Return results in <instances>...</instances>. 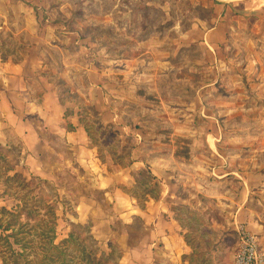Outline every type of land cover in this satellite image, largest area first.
<instances>
[{
	"label": "crops",
	"instance_id": "0c3cea01",
	"mask_svg": "<svg viewBox=\"0 0 264 264\" xmlns=\"http://www.w3.org/2000/svg\"><path fill=\"white\" fill-rule=\"evenodd\" d=\"M55 2L57 15L73 5L69 0ZM187 2L190 8L207 10V16L192 15L186 28L178 18H165L162 32L153 30L146 37L131 33L134 36L127 35L124 44L111 51L87 44L94 37L79 29L67 31V20L48 18V0H0V162L14 158L8 176L52 175L53 181L57 178L49 168L62 166L64 160L69 162L66 166L82 169L90 192L75 199V215L69 219L91 223L93 235L105 247L114 239L123 250L119 264H222L240 227L258 237L264 255V160L258 157L264 152V128L257 124L254 133L246 134L250 139L262 135L256 145L234 146L239 133L255 125L249 117L235 121L251 110L238 105L249 102L250 96L247 100L237 88L253 83L246 85L242 76L229 78L225 73L264 70L258 59L264 54V0ZM129 40L135 45L127 46ZM153 40L158 42L154 47L142 46ZM193 46L214 56L209 64L201 61L199 70L219 72V78L203 82L205 90L196 96L203 112L191 109L184 92L166 97L161 86L164 80L173 84L170 78L176 66L190 70ZM258 82L264 92V76ZM224 85L235 90L219 92L212 102L209 87ZM263 92L257 95L264 103ZM133 103L141 109L134 111L136 123L127 113ZM196 116L213 117L219 123L211 132H202L201 125L192 130ZM160 120L175 135L194 137L191 162L176 160L173 147L162 142L160 128L149 126ZM224 120H231L230 148L223 145ZM108 126L118 135L120 146H130L131 164L103 156L101 143ZM196 136L202 137L201 148ZM245 148L247 156L240 153ZM139 170L150 171L158 180L157 197L134 195L133 171ZM3 192L0 183V195ZM119 221L126 229L139 225L133 241L130 233L114 236ZM193 221L199 236L209 229L225 237L199 247L192 240ZM207 246L209 250L204 249ZM201 249L206 253L202 258Z\"/></svg>",
	"mask_w": 264,
	"mask_h": 264
},
{
	"label": "rangeland",
	"instance_id": "374dc122",
	"mask_svg": "<svg viewBox=\"0 0 264 264\" xmlns=\"http://www.w3.org/2000/svg\"><path fill=\"white\" fill-rule=\"evenodd\" d=\"M62 3H66L68 0H62ZM73 5L67 8H63V12L60 15H57V7L58 4H56L55 0H48L49 5V13L51 15H48V18H63V20H67V27L69 30L79 29L81 33H83L85 36L89 35L91 37H94L92 40H87V44L93 45L100 49H109L111 51H114L121 47L124 43V38H126L127 35L131 36L136 33L140 37H146L150 34L153 30L156 33H160L163 31L162 23L165 18H175L182 20V27L186 28L188 26V20L192 17L194 14H201L203 17H206L208 14L207 10L198 11V8H190V4L187 2V0H69ZM172 5L173 7L169 9V5ZM60 6V5H59ZM190 9V13L187 16L186 12ZM170 11V13H169ZM251 11H248L250 13ZM169 13V15H168ZM254 13H256L254 11ZM253 15V14H250ZM253 19V18H251ZM111 22V23H110ZM167 22V21H166ZM80 26V28L78 27ZM165 27H167V23H165ZM90 39V38H89ZM158 42L157 41H149L148 43H145L144 48H151L154 47ZM127 46L132 47L134 44L133 40H129L126 43ZM171 46V45H170ZM169 45L166 46V48H170ZM74 50V49H73ZM149 57V56H147ZM214 58L213 55H204L201 53L200 49L198 47L193 46L192 53H191V59L189 60L192 67L188 71H183L182 65L176 66L175 71H173V74L170 78V80L174 81L173 84H167V82L161 84L163 89V94L166 97H173L176 93H185L188 97V100L192 102V105L190 106L191 109L200 110L203 112L204 108L199 107L198 104V98H196L197 95H199L200 91L203 90V82L207 81V83L212 82L215 80V78H219V72L215 70L204 68L202 70H199L198 66L202 61V64L205 62H208L209 64ZM202 59V60H201ZM258 59H260L261 62H264V54L258 56ZM209 60V61H208ZM241 61V60H240ZM200 67V66H199ZM180 68V69H177ZM228 74V77L230 78V75H234V77L242 78L245 80V84L247 85L248 81H251L253 83V86H245L240 85L239 92L241 94L245 95L246 98L247 95L250 96L249 102L246 103H238V105H247L251 107V110L249 109V115L246 116H239L237 122H242L243 120H249L248 117L251 119L252 124H255L254 126L249 127V129H245L239 133V138L237 139V143H234V146H247V144L256 145L255 143L259 140L257 139H263L262 135L259 133L254 134L256 135V139L250 137H246L247 133H254L255 127L257 126H263L264 128V103L262 102V98L259 97L257 94L258 92H263V88H261V85L258 81L261 80L262 76H264V70L259 71L256 68L250 70V71H243L240 70L235 71H227L225 72ZM222 74V72H220ZM236 74V75H235ZM245 74L247 78L245 77ZM188 80H190V85L187 84ZM200 80H202V85L200 84ZM241 80V79H240ZM183 82L178 83V82ZM242 81V80H241ZM161 82V81H160ZM243 82V81H242ZM215 86L209 87V90L213 92L211 95L212 102L215 103V101L218 100L220 97L218 94L219 92L223 91L224 93L228 92L230 89L235 90L234 88L226 85L224 87H217L215 89ZM255 89V94L253 96V90ZM174 93V94H173ZM264 93V92H263ZM129 95H131V91L129 92ZM152 96V95H151ZM257 96V97H256ZM176 97V96H175ZM261 98V99H260ZM247 99V98H246ZM253 99V100H251ZM248 100V99H247ZM132 104V103H131ZM134 104V103H133ZM137 105H131L127 106V113L133 114V123H136V118L134 115V111L141 110L139 107L136 108ZM124 107V106H123ZM117 109L120 111L121 108L117 107ZM251 111V112H250ZM197 112V111H196ZM211 114V113H209ZM244 117V119H242ZM165 121V120H163ZM201 123V124H200ZM219 122L215 118H207V119H200L198 116L196 118L192 119V125L191 129L194 130V127L199 130V126L202 127V132L204 129H207L208 131L215 130L217 127V124ZM224 127H226L227 132L222 133L225 141L223 142V145H227V148H230L232 145L231 143V134H230V127H231V120H224ZM149 126L153 128H160L158 130L159 132L162 130H166V128H163L165 126V122L160 121H152L149 123ZM169 129V128H168ZM174 133V131L172 130ZM211 134V133H210ZM213 134V133H212ZM216 138L220 136H216V134H213ZM99 134H96L97 139L99 138ZM195 138L199 139V148L203 145L202 143V137L199 138L196 136ZM107 139V138H106ZM104 140V143H101L103 145V156L107 157V159L111 160V156L113 157V153L111 152V146L114 145L115 142H110V140ZM190 143L193 145L194 143V137L191 136L189 139ZM215 141V139H214ZM98 142L100 143L99 139ZM110 145V147H109ZM240 153L243 156H247L250 153L247 151V148H245L243 151L241 150ZM260 160H264V152L259 153L258 155ZM66 158V157H65ZM11 161L9 163L7 162H0V183L4 186V192L0 195V217H2L1 224L6 225L10 223V220L12 219L11 213H7L5 211H1L2 207L7 208L8 210L16 209L15 206H19L21 208L23 206V200L21 199H27L32 201L33 195L37 194V192L42 195H50L55 200V194L54 190H56V193L59 197V204L60 208L58 209V221H57V233H58V240L64 238L66 236V233L69 229V224L66 220L67 217L71 218V216L75 215V199H80L81 195H86L88 192L87 190V184L83 181H85L86 173L82 171L79 167H68L66 165H69V162L66 163V160L63 161L62 166H56V167H50L49 171H51V174H55L57 180L53 181L51 178L52 175L44 178L39 175H29L26 173V177L23 176V178L27 182H31L33 178H40L43 180H47L50 183L54 184L55 186L51 185L50 183H42L39 180H36L33 182V186L30 188H25L22 178H14L11 179L10 176H8V173L10 172L9 169H12L15 164L14 158L10 159ZM9 171V172H8ZM9 179H8V177ZM82 179V181H80ZM141 180H145V177L141 175ZM228 185V184H226ZM54 188H53V187ZM229 187V185H228ZM138 190H141V188H138ZM135 192H137V189H135ZM39 194V196H41ZM99 197H102L100 193L97 194ZM37 200V197H36ZM58 203V202H57ZM209 210L212 212V215H215L217 219V209L214 207H209ZM43 212V210H42ZM200 219H195L196 222H199ZM195 221L192 222V226H194V231L191 232L193 235V239L195 243L199 245V247L202 246L203 243H206L208 245H213L219 237L223 239L225 236L220 235L219 233H216L214 231H210L209 229L202 231V236H199V230L196 229ZM38 219L34 221L32 224H37ZM91 224V223H90ZM92 225V224H91ZM139 226V225H138ZM138 226L131 229H126V227L123 226V224L119 221L115 223L114 227V236L118 238L120 234L122 233H130V241H133L138 236ZM1 232V229H0ZM240 236L238 232V236H235L231 238V245L230 250L225 253L223 261H225L222 264H234L235 263V257L239 251L240 246ZM103 248L108 250V246L105 247L103 244H101ZM204 249H208L204 247ZM203 249V250H204ZM202 249L200 250V256L203 257V254H206L205 251ZM7 250L5 248V244H3V241H0V264L3 263V258L6 257ZM205 259H207V256H204ZM208 264V263H207ZM211 264V263H210Z\"/></svg>",
	"mask_w": 264,
	"mask_h": 264
},
{
	"label": "trees",
	"instance_id": "16d2710c",
	"mask_svg": "<svg viewBox=\"0 0 264 264\" xmlns=\"http://www.w3.org/2000/svg\"><path fill=\"white\" fill-rule=\"evenodd\" d=\"M109 128V126L106 128V132L108 131L107 139L110 142H115L111 146L113 157L126 159L131 164L129 159L130 146H120L118 135ZM159 135L162 136L163 143L173 147V155L176 160L185 163L192 161L190 138L175 135L170 129L160 131ZM141 175L145 177V180H141ZM133 176L137 189V192H134L136 197H145L148 194L155 197L159 195L161 186L150 171H133ZM10 177L11 179L22 178L25 188L33 186V182L36 180L44 184L50 183L40 178H33L31 182H27L19 173ZM54 191L55 200L50 195L42 196L40 192H37L31 198L32 201L21 199L24 203L21 208L15 206L14 211L5 207L1 208V211L11 213L12 216L10 223L6 225L1 224L0 221V241H3L7 250L2 264H119L123 255L122 248L114 239L108 242V250L103 248L99 240L93 235L90 223L76 224L66 215L69 229L66 236L57 241L60 205H58V194L56 190ZM1 219L2 217H0ZM37 219L38 223L32 224ZM135 225L138 226L137 223Z\"/></svg>",
	"mask_w": 264,
	"mask_h": 264
},
{
	"label": "built area",
	"instance_id": "2783aa9c",
	"mask_svg": "<svg viewBox=\"0 0 264 264\" xmlns=\"http://www.w3.org/2000/svg\"><path fill=\"white\" fill-rule=\"evenodd\" d=\"M238 232L241 241L234 264H264V255L259 250L258 237L245 227H240Z\"/></svg>",
	"mask_w": 264,
	"mask_h": 264
}]
</instances>
